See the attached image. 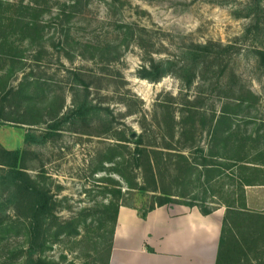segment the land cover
Wrapping results in <instances>:
<instances>
[{
	"label": "rangeland",
	"instance_id": "1",
	"mask_svg": "<svg viewBox=\"0 0 264 264\" xmlns=\"http://www.w3.org/2000/svg\"><path fill=\"white\" fill-rule=\"evenodd\" d=\"M252 1L0 0V145L28 150L25 168L33 178L44 177L62 222L111 198L141 209L166 197L174 203L222 206L213 195L217 187L207 184L196 191L192 185H177L175 150L187 148L186 155L198 166L218 142L207 132L226 105L232 131L241 138L252 137L245 139L247 148L252 153L264 148V66L257 54L264 48V23L247 34L254 18L248 15ZM33 22L36 30L27 31ZM210 42L231 44L236 50L201 64L191 86L174 70L158 82L140 77L152 60L181 62L182 54ZM19 89L38 93L35 117L16 94ZM86 94L105 108L106 123L77 132L70 124L52 130L50 126ZM16 118L22 122H14ZM184 128L196 130V135L178 134ZM124 134L128 141L118 139ZM236 140L223 158H207L234 163L240 156L236 147L242 143ZM138 146L165 162L161 177L138 169ZM225 171L231 174V169ZM12 190L0 185L5 209L0 216L9 217V222L17 210L3 202ZM246 190L250 210L264 215V186ZM181 192L185 197H171ZM56 230L49 231L51 240L43 255L47 260L105 264L104 247L98 246L102 231L96 224L53 241ZM108 231H103L104 239ZM244 232L254 240L233 255L240 256V264H264V231L249 227ZM28 248L24 234L5 235L0 239V264L15 261L14 254H19L17 262L27 263Z\"/></svg>",
	"mask_w": 264,
	"mask_h": 264
},
{
	"label": "trees",
	"instance_id": "2",
	"mask_svg": "<svg viewBox=\"0 0 264 264\" xmlns=\"http://www.w3.org/2000/svg\"><path fill=\"white\" fill-rule=\"evenodd\" d=\"M251 3L252 7H250L248 15L254 18L252 24L247 28V34L259 31L262 23H264L263 0H253ZM35 27L38 26L33 22L28 23L25 29L33 31L36 30ZM4 45L2 44L1 46ZM234 50H236V47L231 44L225 46L213 42L203 45L198 44L193 50L182 54L185 57L182 58L181 62L170 59L165 61L152 60L148 67L146 66L141 70L140 77L150 82H158L174 70L176 74L179 73L178 76L188 86H191L198 75L197 73L201 64L211 59H221L229 51ZM257 54L264 66V48L260 49ZM19 90L16 94L27 101V113L35 117L37 106H34V100L38 93L25 94L22 93L21 89ZM245 101L247 99L243 98L242 102ZM104 111L105 108L103 106L89 100V96L86 94L78 104H74L71 110H68L63 116L59 117L50 128L56 131L60 127L70 124L71 131L77 132V130L85 129L82 127L91 128L93 124H105L106 122L103 119ZM41 116L39 114L37 117ZM35 120L37 122V119ZM14 122H22V120L16 118ZM105 127H107L105 130L109 133L111 126ZM207 133L210 135L212 141L218 142L212 146L213 148L208 149V155L205 156L223 158L227 151L232 150L237 138L236 142H242L236 147L239 151L238 153H240L239 158L234 159V163H219L217 159L202 157L198 164L201 165V169H199L198 166H194L196 164L191 163L190 157L186 155L185 150L187 148H179L175 150L179 160L178 177L186 176V174L192 176L199 172V180L204 176L207 184L211 187H217V192L213 190L215 193L213 195L216 199L221 200V202H218V205L222 204V206L226 207L217 264H240L239 260L233 259V254L244 252L242 248L254 240L253 238H247L244 231L249 227L260 228L262 232L264 231V215L250 210L246 190L248 187L264 186V148H260L255 153H252L247 148V142L251 141L252 137L241 138L238 137V133L232 131L231 112L228 105L224 106L222 114L218 117L217 124L212 129H209ZM178 134L185 138L188 136L194 137L196 130L184 128ZM118 139L128 141L129 138L124 134L118 136ZM245 139H247V142ZM137 153L138 169L142 170L146 175L149 171L153 177L155 173L157 178L162 176L160 169L161 164L165 163L163 160L152 159L149 152L146 149H141L139 146ZM200 153L203 154L204 151L201 150ZM241 153L244 154L241 155ZM29 154L28 150H8L0 145V185L5 189H13L10 197L3 204H14L17 210V217L11 220V222L8 221L9 217L0 216V239L12 232L16 235L22 233L27 237L29 244L28 256L30 258L27 263L17 262L16 259L19 254H14L13 258L15 261H12L10 264H53L43 257L45 251L49 248L48 245L51 240L49 237L50 229L53 227L57 229L52 234V237L53 241H59L61 236L65 234L68 236L79 235L80 227L88 228L93 224H96L98 232L102 231V233L99 232L101 241L98 243V246L104 247L105 264H109L118 211L122 205L128 204H122L119 200L111 198L108 202H104L94 209H85L78 216L62 222L55 214L56 201L51 189L44 184V177L33 178L25 168V162ZM108 161H111V158ZM226 169H231V174L226 173ZM214 181L216 182L215 184L213 183ZM170 202H174V200L167 197L163 198L148 209L138 208V213L140 217L145 219L150 211ZM0 203V213H2L5 209L2 207L1 201ZM184 204L192 207L196 205ZM198 207L204 215H209L216 209L203 206ZM252 222L256 223L251 224ZM108 228L109 237L108 239L107 237L104 239L103 231L105 232ZM22 251L19 253L22 254ZM36 255L38 256L35 257Z\"/></svg>",
	"mask_w": 264,
	"mask_h": 264
},
{
	"label": "crops",
	"instance_id": "3",
	"mask_svg": "<svg viewBox=\"0 0 264 264\" xmlns=\"http://www.w3.org/2000/svg\"><path fill=\"white\" fill-rule=\"evenodd\" d=\"M176 173L177 185H192L196 191L206 188L204 176L198 179L199 172L183 177ZM171 196L183 198L185 194ZM198 206L172 202L156 207L144 219L137 207L122 205L109 264H217L226 207L219 205L211 214L204 215Z\"/></svg>",
	"mask_w": 264,
	"mask_h": 264
}]
</instances>
